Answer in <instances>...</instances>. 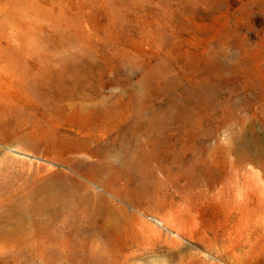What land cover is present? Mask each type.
Masks as SVG:
<instances>
[{
    "label": "rangeland",
    "instance_id": "1",
    "mask_svg": "<svg viewBox=\"0 0 264 264\" xmlns=\"http://www.w3.org/2000/svg\"><path fill=\"white\" fill-rule=\"evenodd\" d=\"M0 264H264V0H0Z\"/></svg>",
    "mask_w": 264,
    "mask_h": 264
}]
</instances>
